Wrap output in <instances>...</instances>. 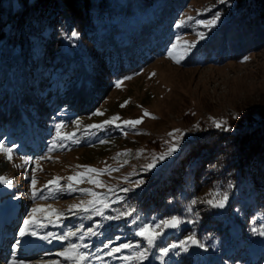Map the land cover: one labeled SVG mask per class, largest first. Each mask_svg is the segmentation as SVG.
Returning <instances> with one entry per match:
<instances>
[{
  "label": "trees",
  "instance_id": "trees-1",
  "mask_svg": "<svg viewBox=\"0 0 264 264\" xmlns=\"http://www.w3.org/2000/svg\"><path fill=\"white\" fill-rule=\"evenodd\" d=\"M181 5L183 0L1 3L0 130L5 137L36 141L61 114L72 119L93 113L119 79L166 52L177 30L169 17ZM221 13L220 30L197 46L188 63L235 58L264 35V0H228ZM226 27L235 39L225 36ZM241 136L203 137L186 145L166 173L114 204L119 218L107 230L124 240L144 223L178 216L184 222L172 231L161 229L154 245L158 251L169 248L167 264H264V252L254 257L251 250L264 227V151L257 153L264 147V127ZM209 187L228 195L224 208L200 202L210 198L201 194ZM129 209L131 215H121ZM189 235L204 245L197 255L190 248H172ZM127 243L137 248L134 253L147 248L145 242ZM150 258L149 253L143 264Z\"/></svg>",
  "mask_w": 264,
  "mask_h": 264
},
{
  "label": "rangeland",
  "instance_id": "rangeland-1",
  "mask_svg": "<svg viewBox=\"0 0 264 264\" xmlns=\"http://www.w3.org/2000/svg\"><path fill=\"white\" fill-rule=\"evenodd\" d=\"M5 1L0 0V4ZM227 3L228 0L224 3L221 0H183V5L174 13L171 12L169 25H178L181 20L186 23L177 27L176 35L166 52L136 73L119 79L121 86L117 87L116 83L108 90L93 113L72 119L61 114L53 120L43 138L32 142L24 138L18 140L5 137L4 131L0 130V142L15 149L11 162L0 154V176L12 181L11 187L0 183V194L4 195L0 202V264H73L71 260L59 255L73 243L80 244L81 250L88 255L84 264H143L142 261L121 258L133 256L136 247L125 249L116 256L107 255L110 248L129 241L145 242L151 257L149 264H167L162 250H156L155 246L149 248L146 240L136 235L141 226L153 223H144L133 229L132 235L118 240L114 233L107 230L118 218L107 217H117L114 204L125 195L139 191L161 177L162 173H166V169L186 145L203 137L215 138L216 135L223 138L237 136L240 139L244 132L264 127L263 34L256 37L255 47L235 58H227L222 62L186 61L195 54L197 46L203 40L218 33L225 20L221 10ZM217 16L219 20L212 28H205L199 23ZM189 17L193 19L189 20ZM223 32L230 39L236 38L227 27ZM200 33L204 34L203 39L200 38ZM177 37H182L181 44L184 41L195 43V47L186 54L182 47L177 46L174 54L180 58L179 63L168 55ZM97 112H102L103 115H95ZM145 112L151 116H144ZM117 115L121 120L143 118V122L136 128L122 125L123 130L114 126L106 127L103 131L87 128L90 124H99ZM76 121H80V124L77 125ZM214 121L227 122L226 127L231 130L216 128ZM57 124L64 125L62 132H74L77 141H90L89 144L78 145L65 140L62 144L66 147L58 146L53 150L52 144L57 139ZM170 133L174 135H169ZM102 140L108 143H101ZM173 143L178 144L176 152L167 159L158 161L155 167L146 168L154 157L166 153ZM262 149L264 147L257 153L263 152ZM25 159H30V162L25 164ZM81 166L113 169L101 176H94L103 181L106 185L104 188H97L87 182L75 185L77 188L103 192L109 198L111 206L104 210V216L94 212L77 215L69 211L72 205L92 199L89 195L67 189L68 176L86 171ZM33 176L37 181V190L43 191V196L35 199L31 184ZM55 177L63 178L60 181L62 189L58 190L48 184ZM140 180L143 183L136 187L134 182ZM45 185L48 187L45 188ZM125 187L131 191L122 192L121 189ZM108 188L115 191L108 192ZM214 191L217 190L204 188L201 194L203 198H211L209 194ZM49 205L64 215L57 220L48 212H37L36 223L28 228L29 234L21 236L23 222L32 214V208H47ZM262 213L264 215V210ZM89 228L94 229L97 235H88ZM168 230L172 231L174 228ZM69 231H75L77 236L67 240L60 239ZM260 232H264V227ZM85 244L88 247H83ZM251 250L254 257L264 252V235L261 234L253 242Z\"/></svg>",
  "mask_w": 264,
  "mask_h": 264
},
{
  "label": "snow or ice",
  "instance_id": "snow-or-ice-1",
  "mask_svg": "<svg viewBox=\"0 0 264 264\" xmlns=\"http://www.w3.org/2000/svg\"><path fill=\"white\" fill-rule=\"evenodd\" d=\"M225 0H221V3H224ZM189 20H192V17L188 18ZM219 17H215L214 19L210 21H199V23L205 27V28H212L215 26V24L218 22ZM186 21L181 20L180 23L177 25V27H182ZM73 36L78 35L77 33H72ZM200 38H204V34L200 33ZM182 37H177L176 42L172 45V51L168 53L169 57L175 60L176 63L180 62V58L177 57L174 53L179 45L182 47L184 53L186 54L191 48L195 47V43L189 42V41H184L183 44H181ZM130 79V77H129ZM120 81L117 82L116 86L120 87L121 86ZM95 115H103L102 112H97ZM144 116H151L150 113L145 112ZM155 118V117H152ZM238 118V117H237ZM119 121V123H118ZM143 122V118L140 119H132V120H121V117L117 116H112L110 119L104 120L102 123L99 124H90L87 126L88 129L94 130V131H103L106 127H116L118 129H122L123 127H131V128H136L137 125L141 124ZM76 124L79 125L80 121H76ZM215 127L216 128H225L226 131H230V127H226L227 122H221V121H214ZM64 128L63 124H57L55 125V135L57 137L56 141L53 142L52 144V149L55 150L58 146H63L66 147L65 145L62 144L63 141L69 140L73 143H78L75 139V133H64L62 132V129ZM169 135H174V133H170ZM101 143H108V141L102 140ZM178 150V144L173 143L172 146L168 149L166 153L161 154L158 157H154L152 163L148 164L146 166L147 169H151L155 167L156 163L158 161L167 159L168 156L172 155L174 152ZM14 147L7 145L5 143L0 142V154L5 155L6 159L11 162L13 160V155H14ZM123 155V154H118ZM25 164H28L30 162V159H25ZM39 162L37 161V165ZM85 167L86 171L84 172H78L75 175H71L67 177V180L69 183L67 184V189L69 191H79L85 195H89L92 197V199L87 200V201H81L79 204H74L70 207L69 211L74 212L75 214H83V213H90L94 212L99 216H104V210L109 208L111 206L109 198L103 193V192H97L92 189H84V188H77L75 185L80 184V183H91L95 185L97 188H104L106 185H104L103 181L94 178V176H101L105 172H111L113 169L106 167L105 169H97L93 167H88V166H81ZM118 170V169H116ZM63 179L62 177H55L53 180L49 181V185L55 186L58 190L62 189L63 186L60 185V181ZM0 183L5 184L9 187L12 186V181L7 179L6 177L0 176ZM136 187H139L140 184L143 183L142 180L134 182ZM31 184H32V195L33 198L35 199L37 196H43V191H38L36 188L37 181L36 178L33 176L31 178ZM48 185H45V188H47ZM115 189L113 188H108V192H114ZM122 192L127 193L131 191L130 188L125 187L121 189ZM211 198L205 199L200 201L201 203H205L213 208H224L226 206V203L228 201V195L226 193H221L219 191H214L209 194ZM47 199V197H45ZM122 199V198H121ZM197 200H193L192 204H196ZM132 211L134 209H129L124 213H121V215H131ZM190 212L191 209H188ZM32 214L28 216L27 219L24 220V228L20 231V235L24 236L29 234L28 233V228L30 225L36 223V218L35 214L37 212H48L50 215H54L57 220L61 218L64 214L61 212H58L54 209L51 208L49 205L47 208L44 207H34L31 210ZM108 219H116L119 217H107ZM184 221L182 220L181 217L178 216H172L167 219H162L156 224H146L143 225L139 228L138 232H136V235L142 237L144 240H146L149 248L155 245L156 240L163 235V232L161 229H168V228H179V226L183 223ZM191 223H195V220L190 221ZM255 231V229H254ZM262 235H264V232H261ZM88 235L90 236H95L97 235V232L94 229L89 228L88 229ZM77 236V233L75 231H69L67 235H62L60 239L62 240H67L70 237H75ZM81 239H84L83 236H81ZM198 246V247H204L200 241L197 240L195 235H189L185 239H183L179 245H172L173 249L179 248L184 252H187L189 250V247L191 246ZM83 247H88V245H83ZM133 245L131 243H121L118 247L110 248V250L107 252L108 256H116V254L121 253L125 249H131ZM169 252V248L165 247L162 249V255H167ZM60 256L64 257L66 260H71L73 264H84V261L88 259V255L81 250V245L80 244H70L68 248H66L64 251L59 253ZM149 255V249H144L143 251H137L134 253L133 256L131 257H121L122 259L126 260H138V261H144L148 258Z\"/></svg>",
  "mask_w": 264,
  "mask_h": 264
},
{
  "label": "water",
  "instance_id": "water-1",
  "mask_svg": "<svg viewBox=\"0 0 264 264\" xmlns=\"http://www.w3.org/2000/svg\"><path fill=\"white\" fill-rule=\"evenodd\" d=\"M191 250L193 253L198 254L200 252V247L193 245Z\"/></svg>",
  "mask_w": 264,
  "mask_h": 264
}]
</instances>
